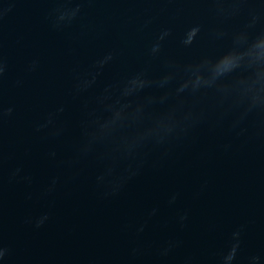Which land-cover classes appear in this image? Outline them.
I'll return each instance as SVG.
<instances>
[{
	"label": "water",
	"instance_id": "95a60500",
	"mask_svg": "<svg viewBox=\"0 0 264 264\" xmlns=\"http://www.w3.org/2000/svg\"><path fill=\"white\" fill-rule=\"evenodd\" d=\"M0 264H264V0L0 49Z\"/></svg>",
	"mask_w": 264,
	"mask_h": 264
}]
</instances>
